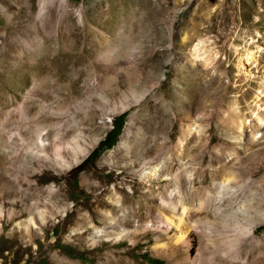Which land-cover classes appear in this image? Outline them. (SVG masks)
Listing matches in <instances>:
<instances>
[{"label": "rangeland", "instance_id": "obj_1", "mask_svg": "<svg viewBox=\"0 0 264 264\" xmlns=\"http://www.w3.org/2000/svg\"><path fill=\"white\" fill-rule=\"evenodd\" d=\"M0 264H264V0H0Z\"/></svg>", "mask_w": 264, "mask_h": 264}, {"label": "bare ground", "instance_id": "obj_2", "mask_svg": "<svg viewBox=\"0 0 264 264\" xmlns=\"http://www.w3.org/2000/svg\"><path fill=\"white\" fill-rule=\"evenodd\" d=\"M227 180V179H226ZM223 183H225V182H223ZM182 238V237H181ZM194 258V257H193ZM193 258H189V257H187V260H188V262H190L191 261V259L193 260Z\"/></svg>", "mask_w": 264, "mask_h": 264}]
</instances>
